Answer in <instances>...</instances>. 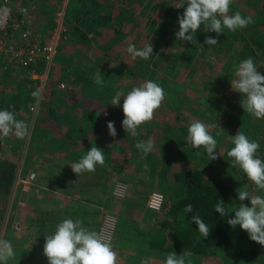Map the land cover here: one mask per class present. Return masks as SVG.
<instances>
[{"label":"rangeland","instance_id":"obj_1","mask_svg":"<svg viewBox=\"0 0 264 264\" xmlns=\"http://www.w3.org/2000/svg\"><path fill=\"white\" fill-rule=\"evenodd\" d=\"M57 1L48 4L46 9L53 12L62 8L64 12L66 39L59 44L62 45L58 64L62 78H66L63 72H68V83L59 82L56 83V87L64 89V94L67 93L65 95L68 96V120L57 117L61 122V130L59 129L54 142L46 141L39 135L38 130L34 134L31 133L32 130H29L24 136L10 143L18 147H6L5 138H0V158L10 157L15 164L9 190L5 194H0L1 239L10 241L16 254L19 251L25 252L35 248L33 246L39 245V239L30 240L34 243L20 240L22 234H25L24 239L30 235V231L23 229L25 221L31 222L33 217H38L43 208L48 207L49 209L43 210L40 214L48 219L47 222L50 225L45 230L47 232L55 230L57 223L68 218V187L72 185L90 187L95 183L105 187L108 178L115 174L113 180L111 177L110 187L114 188L118 195L111 194L106 198L120 197V201L117 197L115 203H119L121 210L125 208L124 211L133 219H128L125 213V218L119 219L115 213L106 212L105 214L102 209L97 215L91 212L90 214L100 221L97 232L113 245L117 253V264H141L142 259H149L151 264H164L166 257H163L160 252L162 257L159 256L155 247L149 244L142 247L144 245L134 241L133 243L127 240L121 243L119 241L115 244L112 242L117 221L121 222L123 229L127 225L129 230L131 223L135 222L134 236L146 235V230L142 231V225L139 223L140 216H146L145 221L155 223L158 226L156 228H159L157 233L162 231V237L167 230H165L167 227L163 219L162 207L148 208L144 200L149 192L158 191L163 195L164 204L170 199L169 190L172 187L159 181L160 176L156 175L148 162L142 161L140 157L133 155L123 158L117 153L120 145L118 138L121 133L117 132L116 137L110 136L107 122L114 121V126L116 130L118 129V121L124 118L121 107L123 97L120 101L121 106H113L110 101L117 91L127 94L133 87L139 86L146 80L158 83L164 89L166 96L161 107L154 112L152 121L141 125L136 130V135L122 133L121 137H131L138 143L145 141L144 137L150 135V141L171 147L174 157L172 168L178 165L181 168L205 166L212 172L219 171L230 184L232 218L234 217L232 212L241 203L237 195L238 189L247 188L256 195H264V191L256 190L241 170L231 167V160L227 156V152L233 147L229 136H234L237 131H241L251 140L259 142L258 154L264 160V119H256L244 112L240 104L243 97L232 90L230 84L235 78L234 65L240 62L231 54L236 49V40L224 34L220 51L202 43L200 45L203 47L199 45L193 57L181 61L177 57L181 52L182 41H178L175 37L179 27L171 29L162 11L163 7L176 10V0ZM260 1L233 0L232 5L243 13L253 14L254 23L264 30V15L255 14L260 7ZM90 11L95 12V15L113 13L114 17L109 16L111 20H105L100 24L98 16L96 19L90 18L92 17L91 13L89 14ZM202 39H205V35ZM150 42L155 51L148 60L139 57L133 59L126 51L129 44H135L140 49ZM161 52L162 54L173 52V54L163 56ZM230 54L233 59L229 58ZM13 64L8 58H0V75L4 76V65L12 66ZM224 64L227 66L224 67ZM41 69L42 66H40ZM89 69H92V73H89ZM97 72L104 80L103 86L94 82L93 77ZM75 73H80L82 77L77 78ZM61 76L58 75L57 79ZM215 77L229 82L223 89V93H214L211 87L203 88V81L213 80ZM37 80L38 85L34 84L33 89L38 90L40 95L30 99L31 102L26 106L27 112L23 116V122L27 124L29 120L28 124L32 128L36 126L37 120L36 117L30 116V112L38 114V108H41L43 101V91L45 97L56 94V89L50 85L42 90L43 81ZM199 95L202 96L200 100ZM84 96L87 98V107H79L73 103L76 100H82ZM56 101L59 104L65 102L62 96ZM197 119L211 126L210 134L217 140L215 151L218 158L216 160L209 161L203 147L194 149L186 142L187 128L193 120ZM35 146L42 150H36ZM92 146H97L104 151L105 163L103 166H96V170L100 171L97 177L85 175L87 172L78 176L72 171L70 165L78 162ZM75 148L81 150V153L72 156V150ZM165 152L160 149L153 151L157 155ZM155 158L158 159L159 156ZM25 173H33L34 179L30 186L23 189L18 177L24 176ZM157 177L160 179L158 180ZM44 187L56 190L57 193L47 194L50 190L41 191ZM243 203L250 206L247 200ZM55 218H59L60 221L56 223L52 220ZM14 224L17 228L13 226ZM107 224L109 227L105 230L104 227ZM236 228L243 232L242 236L234 238L230 246L221 250L219 255H191L186 258V264H264V255L263 260L259 259L260 255L259 253L256 255V251L245 257L244 254L249 248H253L255 242L239 225ZM104 230L105 235H103ZM32 232L34 233L33 228H31V234ZM24 243H28V250L24 251ZM118 246L129 247V251L120 255ZM230 252L235 253L232 255ZM176 254L180 255L177 252ZM30 255L33 257V251ZM21 261L23 262V259L13 258L8 261V264H21ZM39 263L48 264V260L44 259Z\"/></svg>","mask_w":264,"mask_h":264},{"label":"clouds","instance_id":"obj_2","mask_svg":"<svg viewBox=\"0 0 264 264\" xmlns=\"http://www.w3.org/2000/svg\"><path fill=\"white\" fill-rule=\"evenodd\" d=\"M232 4L233 0H181L178 5H175L176 8H184L183 14L178 16L179 30L175 33L176 39L196 45L197 41L193 34L200 29L201 25L206 32H215L217 35L223 34L225 28L231 32L246 28L253 22L252 18L242 16L239 11L229 15ZM204 44L213 46L217 45L218 41L209 36L205 38ZM200 46L203 47V45ZM126 51L133 59L139 57L148 60L153 56L151 42L140 49L135 44H129ZM234 77L230 82L231 88L243 97L240 104L244 112L256 119H264V74L257 70L253 58L248 57L241 60L238 65H234ZM93 79L95 84L103 86L104 80L99 72ZM32 95L38 97L40 93L37 90ZM165 96L164 89L158 83L146 80L139 86L133 87L127 94L117 91L111 98L110 104L121 106L120 101L123 97L122 128L126 133L136 135V130L141 125L152 121L154 112L161 107ZM114 123V121L107 122V129L112 137L117 136ZM210 127L198 119L193 120L187 128L186 141L194 149L203 147L209 161L218 158L215 151L217 140L210 134ZM27 128L23 121L16 119L13 111L0 110V138L7 137L13 132L22 137L26 134ZM229 137L233 144L227 152L231 167L241 170L256 190L264 191V160L258 154L259 142L251 140L241 131ZM136 148L142 156L146 157L153 150V143L138 142ZM104 163V151L97 146H92L86 155L70 166L79 176L85 172H94L97 165L103 166ZM237 195L241 203L232 212L234 217L228 219L227 223L232 228L239 225L252 241L264 246V195H256L247 188L238 189ZM246 200L249 201L250 206L243 203ZM214 208L221 217L229 215L223 200H219ZM192 211L193 206L187 204L184 212ZM191 220L198 226L199 234L207 238L210 234V226L199 215H193ZM43 253L48 264H117L118 259L110 241L97 231L83 226L82 220L72 218L61 220L56 225L54 233L45 235ZM15 254L12 243L0 239V264H8ZM191 255V251L180 255L170 252L166 255L164 264H186V258ZM141 264H151V262L149 259H142Z\"/></svg>","mask_w":264,"mask_h":264},{"label":"trees","instance_id":"obj_3","mask_svg":"<svg viewBox=\"0 0 264 264\" xmlns=\"http://www.w3.org/2000/svg\"><path fill=\"white\" fill-rule=\"evenodd\" d=\"M180 2L181 0H176L175 3L178 5ZM184 7L186 8L187 5L185 4ZM162 11L165 21L171 29L179 27L178 16L183 14L184 8L172 10L169 7H163ZM236 11H239L242 16L251 17L253 22L246 28L235 32H231L225 28L223 34L220 35H217L215 32H206L204 26L201 25L200 29L193 34L197 44L194 45L191 42H181V52L178 54L177 58L183 61L193 57L199 44L204 43L205 39H202L204 35L205 38L210 36L217 39L218 44L210 47L216 51H220L222 48V36L227 34L232 39L236 40L237 43L236 51L234 50L231 54H233L238 61L248 57L253 58L257 70L261 72V74H264V30L254 23L253 14L243 13L234 5L230 6L229 15ZM90 13L92 17L89 16ZM89 14L88 16L91 19H96V16H98V22L100 24L114 17V14H109V12L97 13V15H95V12L90 11ZM255 14L264 15V0L260 1V7L256 10ZM154 51L155 48L153 47V52ZM170 54H173V52ZM170 54L162 55L166 56ZM231 54L229 58L233 59ZM226 66L227 65L224 64V67ZM91 70L92 69H89V73H92ZM75 74L77 78L82 77L80 73ZM228 84L229 82H224L219 79V77H215L213 80H205L202 83L204 89H210L209 87H211L214 93H223V89ZM200 97L202 96H198L199 100ZM86 99L87 98L84 96L82 100H76L73 103L79 107H87L88 103ZM226 104L230 106L228 102H226ZM121 122L122 120L120 119L117 123L118 129L116 130L118 133H121L118 138L120 145L117 149V153L123 158L133 155L140 157L142 161L148 162L156 175L158 174L160 176L161 180L157 177L159 181L172 187L169 190V201L162 205V211L164 213L163 219L166 223L167 230L161 238L149 240V245L155 247L158 254L160 252L163 254V257H166L170 252L182 254L183 252L191 251L192 255H219L222 252L221 250H225L230 246L234 238L242 236L243 232H241V230L236 227L232 228L227 223V220L231 218L230 184L219 171L212 172L205 166L181 168L178 165L176 168H172L171 165L174 160L172 148L166 145L156 144L154 141H151L153 143V150L144 157L136 148V141L132 140L131 137H121L123 136L122 133H126L122 128ZM144 138L145 141H150V135H146ZM159 149L166 151V154L164 153V155L162 153L161 155H157L153 153V151ZM157 156H159L158 159L155 158ZM14 167L15 164L13 161L0 159L1 192L7 191ZM219 200H223L225 208L229 212V215L226 217H221V215L215 211L214 206ZM187 204L193 206V211L191 213L184 212V208ZM193 215H199L201 219L210 226V234L207 238H203L199 234L198 226L191 220ZM254 252L256 255L259 253L260 258H258L263 260L264 246L255 242L253 248H249L244 255L247 257V255H251ZM230 253L233 255L235 252ZM231 254H229V256H232ZM159 256L162 257L160 254Z\"/></svg>","mask_w":264,"mask_h":264},{"label":"crops","instance_id":"obj_4","mask_svg":"<svg viewBox=\"0 0 264 264\" xmlns=\"http://www.w3.org/2000/svg\"><path fill=\"white\" fill-rule=\"evenodd\" d=\"M61 1V0H60ZM58 2L57 0H11L12 10L13 14L16 16H21L23 14L26 15V17L23 19L22 25L24 27L29 28L32 33L36 36L38 40H44L47 36V33L49 29L51 28L52 22H53V12L47 11V6L50 3ZM62 45V44H61ZM61 45L57 48L56 53L53 56V59L47 66L46 76L44 78L43 84L41 85L42 90L46 88V86L50 85V87L56 89V94L53 95H47L45 97L44 91L42 95V105L41 108H38V114L35 112L31 113L30 116H33V118L36 117V126L32 128V126L29 123L26 124L28 126L27 132L29 130H32L31 133H35L37 130L39 131V135L42 136L46 141L48 142H54L56 139V135L59 134V129L61 130L60 126V120L57 119L59 116L62 120H65L68 118V103H67V97L64 94V89L56 87V83H68V72H63L64 77L61 76L62 74L59 71V64H58V57L60 56L61 52ZM57 57V58H56ZM2 58V57H0ZM41 65L36 66H29V67H22L16 64H13L12 66L4 65V76L1 74L0 79V110H10L15 113L16 119L18 121H23V116L27 112V104H29L30 99L33 98L32 93L34 91H37L33 89L34 84L38 85V80H40L41 76L39 74ZM66 69V67H64ZM60 75V79H57V76ZM55 85V86H54ZM27 93L29 95L27 96ZM62 96L63 102L62 104H59L57 100H59V97ZM47 98V99H46ZM64 105V106H62ZM68 120V119H67ZM6 140L5 146L6 147H18L17 145L10 144L13 140L19 139L20 136H17L15 132L10 133L7 137H4ZM30 143V139H29ZM33 147V146H32ZM36 150H42L38 149L36 146L34 147ZM72 156L81 153V150L78 148H75L72 150ZM14 157V156H12ZM0 159H6L13 161L10 157L2 156ZM79 161V160H78ZM101 170V169H100ZM69 172V171H68ZM100 171L95 170L94 172H87L85 175L90 174L94 175V177H97L99 175ZM72 174V171H71ZM13 177V174H12ZM12 177L10 180V183L8 185V189L11 185ZM112 180L115 177V174L111 176ZM111 177L108 178V181L106 183L107 186L101 187L97 183H95L94 186L86 187V186H79L75 187L72 185L71 187H68V218H72L73 220H82L83 226L87 227L90 230L97 231L98 229V222L99 219L97 217H94L93 215H97L98 212L103 210V212H113L115 213L116 217L119 216V219L125 218L124 213L127 214L128 219H133L132 216L127 213L125 208L121 210L119 208V203H115L116 198L108 199L106 198L109 195H118L116 190L114 188L110 187L111 184ZM39 183V182H38ZM40 184V183H39ZM50 190L49 193H57L56 190H53L49 187H44L41 189V191ZM7 191H0V194H5ZM118 200L120 201V197H118ZM145 201V200H144ZM19 203H22L21 200H18ZM122 202V201H121ZM45 209H49L48 207L43 208L37 218L33 217V220L25 221L23 224V229L30 231V235L27 237V239H24L25 234H22L20 236V240L22 242H33L30 240H35L36 238L40 240L39 245H34L31 250H28V243H24L23 249L25 252H17L14 258L23 259V262L21 261V264H40V261H44V259H47L43 253V245L45 243V235H49L54 233L55 230L51 232H47L45 230L46 227H50L48 224V219H46L45 216H43L42 211ZM39 211V210H37ZM36 212V211H35ZM72 212V213H71ZM92 212L93 215L90 213ZM108 215V213H107ZM114 215V216H115ZM146 216H140L139 217V223L142 225V231L146 230V235L144 234H138L137 237L134 236L133 232L136 233V230H134V223H131L130 230L125 225V229L122 228L121 222H116V229L114 237L112 238L113 244L120 241L126 242V240L129 243L137 242L139 245H144L142 247H146V244H149L150 239H159L162 235V231L160 233H157L159 228L155 223L151 221H145ZM56 219V218H55ZM52 219L53 221L59 222V218L56 220ZM50 223V222H49ZM58 224V223H57ZM121 226V227H120ZM146 226V228H144ZM31 228H33L34 233L31 234ZM166 230V228H165ZM36 234V235H33ZM2 236H0L1 239ZM135 239V240H134ZM42 246V247H41ZM140 247V248H142ZM129 248V247H128ZM128 248H125V246H118L119 254L124 255L127 251H129ZM132 248V247H131ZM31 251H33V257H31ZM33 259V260H31Z\"/></svg>","mask_w":264,"mask_h":264},{"label":"built area","instance_id":"obj_5","mask_svg":"<svg viewBox=\"0 0 264 264\" xmlns=\"http://www.w3.org/2000/svg\"><path fill=\"white\" fill-rule=\"evenodd\" d=\"M25 17V14L21 16L13 14L11 0H0V56L24 68L41 65L40 80H44L47 66L60 42L66 39L64 12L62 8L54 10L51 28L44 40H38L29 28L22 25ZM33 179V173H25L24 176L18 177L23 189L30 186ZM145 205L148 208L159 209L163 205V195L158 191L149 192ZM13 226L17 228L16 224ZM108 227L107 224L104 229Z\"/></svg>","mask_w":264,"mask_h":264}]
</instances>
